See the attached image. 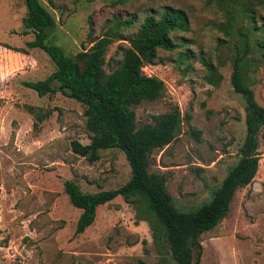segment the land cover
Segmentation results:
<instances>
[{
	"label": "rangeland",
	"instance_id": "rangeland-1",
	"mask_svg": "<svg viewBox=\"0 0 264 264\" xmlns=\"http://www.w3.org/2000/svg\"><path fill=\"white\" fill-rule=\"evenodd\" d=\"M41 2L56 21L47 42L67 56L88 49L106 32L132 36L147 15L159 17L166 6L186 13L188 29L170 33L180 47L158 49L154 64L142 68L164 81L163 96L133 108L142 126L179 107V126L154 145L149 171L166 177L178 209L208 201L237 162L245 137V101L230 81L235 46L244 31L249 33L251 67L243 77L264 105V54L257 42L263 35L264 0ZM25 14L23 0H0V264H176L157 251L149 223L153 217L145 214L147 219L139 220V205L122 198L99 206L93 224L74 235L79 211L69 203L63 181H74L83 192L114 189L129 179L130 166L116 147L100 149L94 162L73 154L71 139L88 141L84 106L60 92L38 96L22 84L42 80L55 69L39 48L21 53L2 45L23 48L32 39V33L22 34ZM128 20L132 23L125 26ZM128 45L126 39H113L106 51L107 73ZM202 59L212 64V71ZM27 106L36 109L29 112ZM46 111L50 115L39 120ZM258 143L255 177L236 191L228 215L200 236V264H264V126Z\"/></svg>",
	"mask_w": 264,
	"mask_h": 264
},
{
	"label": "trees",
	"instance_id": "trees-1",
	"mask_svg": "<svg viewBox=\"0 0 264 264\" xmlns=\"http://www.w3.org/2000/svg\"><path fill=\"white\" fill-rule=\"evenodd\" d=\"M23 1L26 14L22 18V34L32 33L33 37L25 42L23 48L2 45L12 52L21 53L39 48L47 54L55 69L42 80H25L22 84L38 96L60 92L84 106L88 141L71 139L69 144L73 154L94 162L100 158V149L116 147L125 154L130 166L129 179L114 189L83 192L74 181H63L69 203L79 211L74 235L83 233L93 224L99 206L122 198L139 205L142 209V213L138 214L139 220H146L145 214L153 217L149 223L159 254H169L176 264H200L203 250L200 236L228 215L236 191L253 180L259 167L258 134L264 126V105L256 101L253 90L243 77L244 69L251 67V60L247 59L251 50L248 31L240 33L230 77L233 90L245 101L246 132L239 147V158L228 169L208 201L184 211L174 205L166 187V177L149 171L152 148L173 126H179L183 117L179 107L175 105L168 113L158 117L155 124L138 126L133 106L143 100L154 101L163 96L166 90L164 81L144 73L142 68L146 64H154L158 49L172 51L180 47L170 33L188 29L186 13L182 9L166 6L159 17L147 15L132 36L122 38L118 30L106 32L95 39L88 49L67 56L60 46L47 42V31L56 24L50 11L41 0ZM249 18L255 26L252 10L249 11ZM131 23L132 20H128L123 24L130 26ZM259 29L263 35L257 42L264 54V22ZM114 38L126 39L129 45L123 49L117 67L107 73L104 68L106 51ZM202 62L212 71L209 61L202 59ZM34 108L27 106L29 112ZM49 115L50 111H46L39 116V120ZM192 135L197 138L199 131H192ZM140 264L146 263L140 261Z\"/></svg>",
	"mask_w": 264,
	"mask_h": 264
}]
</instances>
